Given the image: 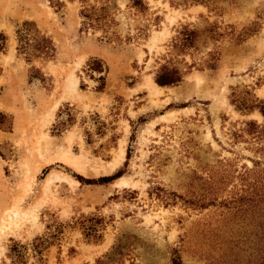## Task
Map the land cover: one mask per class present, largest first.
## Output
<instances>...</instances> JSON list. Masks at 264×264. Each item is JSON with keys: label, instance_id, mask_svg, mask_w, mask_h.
I'll return each mask as SVG.
<instances>
[{"label": "rangeland", "instance_id": "1", "mask_svg": "<svg viewBox=\"0 0 264 264\" xmlns=\"http://www.w3.org/2000/svg\"><path fill=\"white\" fill-rule=\"evenodd\" d=\"M0 34V264H262L264 0H0Z\"/></svg>", "mask_w": 264, "mask_h": 264}, {"label": "trees", "instance_id": "2", "mask_svg": "<svg viewBox=\"0 0 264 264\" xmlns=\"http://www.w3.org/2000/svg\"><path fill=\"white\" fill-rule=\"evenodd\" d=\"M81 2H85V0H80ZM81 16L87 20V24L94 25L93 18L90 14H88L86 11H81ZM16 40H17V52L19 54H24L28 58L31 56L39 55V54H50V51L52 50L49 41L44 38L43 36H39V32L35 29V27L28 22H24L21 24V26L16 30ZM179 45L181 47H189L191 46V43L193 41V32H186V33H180L179 34ZM5 38L2 34H0V52L3 50ZM98 65L93 69V71L97 73L102 72V68L97 62ZM181 80L180 74L177 70L173 68H169L168 66H161L159 71L156 73L154 81L159 87H168L173 86L177 83H179ZM121 176L120 173H116L113 176L110 177H103L99 178L97 181L88 180L86 183L88 185H95L97 183L99 184H105L109 183ZM79 179V178H78ZM82 180V178H80ZM44 241L40 239H36L32 243V250L37 255L41 253V245ZM14 246L11 247L9 250V255L11 257L22 259V256H20V246ZM262 264H264V256L262 257ZM174 264H179L177 260L174 261Z\"/></svg>", "mask_w": 264, "mask_h": 264}, {"label": "bare ground", "instance_id": "3", "mask_svg": "<svg viewBox=\"0 0 264 264\" xmlns=\"http://www.w3.org/2000/svg\"><path fill=\"white\" fill-rule=\"evenodd\" d=\"M150 86L152 87V88H156V89H160V88H158L153 82H151L150 83ZM74 89H76V88H74ZM73 89V90H74ZM76 91V90H75ZM74 98V97H73ZM122 157H123V151H121L118 155H117V159L114 161V162H112L111 164H110V168H113L121 159H122ZM50 179V178H49ZM53 179H51V181H52ZM121 180V179H120ZM50 181V182H51ZM118 185V184H117ZM15 225V227H17V223L16 224H13V226Z\"/></svg>", "mask_w": 264, "mask_h": 264}]
</instances>
